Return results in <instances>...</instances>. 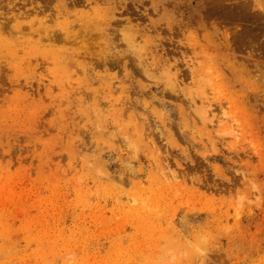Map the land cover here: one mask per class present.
I'll return each instance as SVG.
<instances>
[{
  "label": "rangeland",
  "instance_id": "rangeland-1",
  "mask_svg": "<svg viewBox=\"0 0 264 264\" xmlns=\"http://www.w3.org/2000/svg\"><path fill=\"white\" fill-rule=\"evenodd\" d=\"M0 264H264V0H0Z\"/></svg>",
  "mask_w": 264,
  "mask_h": 264
}]
</instances>
